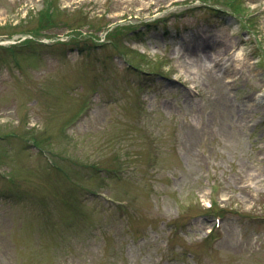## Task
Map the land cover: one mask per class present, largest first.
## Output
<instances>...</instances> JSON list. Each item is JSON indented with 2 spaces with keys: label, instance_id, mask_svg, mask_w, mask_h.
Segmentation results:
<instances>
[{
  "label": "rangeland",
  "instance_id": "rangeland-1",
  "mask_svg": "<svg viewBox=\"0 0 264 264\" xmlns=\"http://www.w3.org/2000/svg\"><path fill=\"white\" fill-rule=\"evenodd\" d=\"M0 264H264V0H0Z\"/></svg>",
  "mask_w": 264,
  "mask_h": 264
},
{
  "label": "bare ground",
  "instance_id": "bare-ground-1",
  "mask_svg": "<svg viewBox=\"0 0 264 264\" xmlns=\"http://www.w3.org/2000/svg\"><path fill=\"white\" fill-rule=\"evenodd\" d=\"M220 54L218 53L217 57L219 56ZM244 52L242 49H238V50H234V53H233V57L235 58V60L237 61H242L245 59L244 57ZM252 106V105H251ZM254 106V105H253Z\"/></svg>",
  "mask_w": 264,
  "mask_h": 264
}]
</instances>
